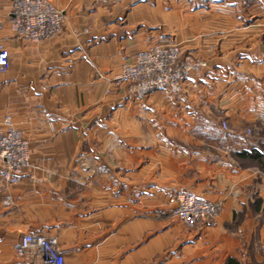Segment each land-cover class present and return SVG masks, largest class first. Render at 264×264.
Segmentation results:
<instances>
[{"label": "crops", "instance_id": "0c3cea01", "mask_svg": "<svg viewBox=\"0 0 264 264\" xmlns=\"http://www.w3.org/2000/svg\"><path fill=\"white\" fill-rule=\"evenodd\" d=\"M50 1L63 31L33 43L0 0V128L12 120L30 161L0 181V264H28L13 248L38 233L64 264H264V0ZM172 44L206 62L177 94L98 79ZM181 191L221 202L217 224L171 217Z\"/></svg>", "mask_w": 264, "mask_h": 264}, {"label": "built area", "instance_id": "2783aa9c", "mask_svg": "<svg viewBox=\"0 0 264 264\" xmlns=\"http://www.w3.org/2000/svg\"><path fill=\"white\" fill-rule=\"evenodd\" d=\"M9 1L11 13L7 24L16 38L37 43L62 33L65 12L50 0ZM205 67V61L182 54L175 44L157 45L138 54L133 63H123L116 75L106 77L98 73V79L116 86L126 85L135 98H144L155 91L179 93L188 77ZM8 68L9 53L0 42V73ZM221 127L229 131L226 122L222 121ZM29 167L28 141L7 117L0 128V181L5 185L16 184ZM172 202L175 207L169 215L179 219L187 229H194L200 223L215 226L222 210L221 202H205L185 191L176 193ZM4 204L9 205L10 201ZM13 252L16 259L27 260L28 264H64L57 239L40 233L22 235Z\"/></svg>", "mask_w": 264, "mask_h": 264}, {"label": "trees", "instance_id": "16d2710c", "mask_svg": "<svg viewBox=\"0 0 264 264\" xmlns=\"http://www.w3.org/2000/svg\"><path fill=\"white\" fill-rule=\"evenodd\" d=\"M251 153H247L248 156H250ZM243 155H246V153H244ZM225 264H238L234 259L229 258L226 260Z\"/></svg>", "mask_w": 264, "mask_h": 264}, {"label": "rangeland", "instance_id": "374dc122", "mask_svg": "<svg viewBox=\"0 0 264 264\" xmlns=\"http://www.w3.org/2000/svg\"><path fill=\"white\" fill-rule=\"evenodd\" d=\"M228 126V125H227ZM157 218V217H156ZM175 218V217H174ZM175 219H177V218H175ZM177 220H179V219H177ZM187 229V228H186Z\"/></svg>", "mask_w": 264, "mask_h": 264}]
</instances>
